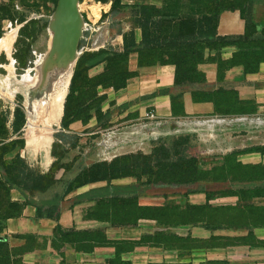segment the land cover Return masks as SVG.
Returning a JSON list of instances; mask_svg holds the SVG:
<instances>
[{
  "label": "trees",
  "instance_id": "trees-1",
  "mask_svg": "<svg viewBox=\"0 0 264 264\" xmlns=\"http://www.w3.org/2000/svg\"><path fill=\"white\" fill-rule=\"evenodd\" d=\"M237 1L224 0L219 5L211 2L207 9L193 10V15L200 16L198 19H187L181 12L169 13L155 5L141 6L136 15V26L130 33L123 34L122 50L106 47L92 54L84 53L79 58L64 103L62 130L69 131L70 125L75 122L86 126L93 117L97 118L98 123L106 117L101 109L107 95H101L99 89H112L117 92L139 76L138 71L129 70V58L133 53L138 56V68L166 65L175 67L174 85L177 91L171 95L174 118L186 117L184 88L207 81L205 73L199 69L200 65H216L217 83L224 82L226 73L236 67H241L244 75L258 73L264 63V28L258 34L255 25L243 15ZM119 2L120 0L113 1L111 11L115 10ZM230 11L240 13L245 23V31L241 35L220 36L217 32L220 16ZM4 20L0 18V22ZM26 21L25 18H20L17 24L21 25ZM24 28L25 26L20 29L19 36H22ZM136 30L141 33L140 42L136 40ZM4 33L0 23V38ZM227 48H234L235 51L231 58L224 59L223 51ZM98 66L102 67V71L91 75L90 70ZM191 96L195 103H212L214 115L221 118L254 116L260 108L255 100L240 99L238 91L233 88L193 90ZM17 99L22 100L20 97ZM25 124L26 113L20 105L14 108L11 117H8L7 112H0V170L5 173L15 172L12 178L2 177L0 184H25L22 187L26 191L44 192L55 180L51 175L42 174L29 167L21 158V151L25 148L22 138ZM12 153L15 155L10 162L13 166L10 167L3 159ZM252 153L264 155V149L254 147L233 151L211 169L201 168L196 157L177 155L175 159L165 150L155 158L129 154L114 158L110 162H97L79 178L72 180L70 183L73 186L68 187L62 194L55 195L53 203L36 206L35 218L57 221L61 215L60 202L67 195L86 185L105 182V186L89 192L90 200L95 205L86 211V220L108 223L112 227H134L140 220L148 219L155 220L161 227L198 226L212 232L224 229L247 230L248 233L240 237L212 236L203 241L187 238L186 242L199 248L264 247V241L258 240L253 233L254 228L264 227V205L259 203L264 200V163L244 164L238 160L239 156ZM142 176L148 177V185L190 186L207 183L202 185H210L209 187L185 191V195L205 193L206 203L200 206H141L136 194L137 187L112 184L114 180L133 177L141 182ZM226 197H236L237 204L233 206L211 203ZM18 216H0V221ZM17 237L25 241L24 245L12 250L18 256L42 248L47 241L45 238L43 244L39 243L34 235ZM27 241L36 244L27 248ZM5 244L4 239L0 240V249ZM120 244L119 241L109 240L104 229L65 230L59 225L51 238V246L56 251H61L66 245L79 253H92L97 247L114 246L119 254ZM19 261L17 264H22ZM110 263L115 264V260Z\"/></svg>",
  "mask_w": 264,
  "mask_h": 264
},
{
  "label": "rangeland",
  "instance_id": "rangeland-1",
  "mask_svg": "<svg viewBox=\"0 0 264 264\" xmlns=\"http://www.w3.org/2000/svg\"><path fill=\"white\" fill-rule=\"evenodd\" d=\"M84 1L79 0V3L82 5ZM113 1L88 0L90 3H97L106 7L105 10L101 11L98 20L93 19L89 11L81 6L80 14L83 25L78 60L84 53L92 54L106 47L118 49L116 45L123 40V34L130 33L136 26V15L143 5H155L169 13L181 12L187 19H198L200 16L193 15V10L207 9L211 2L219 5L224 0H120L115 10L111 11ZM57 2L56 0H0V18L5 19L0 23L5 34L19 27L17 22L20 18L27 20L24 24H21L22 27L25 26L22 36H19L20 30L17 31L11 53V68L6 67L10 62H7L4 56L0 58V112H7L8 117H11L14 108L20 105L24 108L26 119L29 120L28 109L30 106L34 108L35 111L32 115L36 112V119L27 120L22 129L25 148L21 151V158L29 167L42 174H49L55 180V183L44 192L26 191L22 187L25 184H6L4 182L0 184L1 217L10 214L20 216L28 210L32 211L36 206L53 203L55 195H60L68 187L73 186L74 184L70 182L79 178L92 164L110 162L114 158L124 155L135 154L155 158V156L162 155L165 150L170 152L175 159L177 155L196 157L201 168L211 169L223 161L222 140L226 137L231 139L228 141L229 146L234 148L235 151L254 147L264 149V110L261 108L254 116L229 118L236 120L233 128H225L224 125L226 124L222 125L223 123L219 122V119H212L209 123H200L201 119H188L183 121L177 131H171L168 127L158 134V131L153 133L145 127V122H141L142 124L139 123L140 125L135 127V133L118 140L115 146L107 138L118 136L115 135L118 128L110 125L106 117L97 126L75 133L62 130L60 118L63 110L61 114L53 118L50 139L39 138V140L34 139L35 141L32 142L29 134L32 132L35 135L42 131V127L36 121L40 119L37 118V115L42 109L38 108L39 106L35 108L38 102L35 100L34 95L30 94L27 83H32L36 78V67L48 51L50 18L55 12ZM237 5L243 10V15L249 22L255 25L258 34H260L264 28V0H238ZM29 21L31 22L26 24ZM138 34V30H136V36ZM6 62L7 64H4ZM25 66L29 68L25 70L23 68ZM99 68L101 66L93 68L90 70V74L93 75ZM56 88L55 86L53 91ZM19 97L22 98L21 101H18L17 98ZM52 98L50 97L49 100H52ZM31 122L33 123L32 127H35L33 130L30 125ZM232 138H235L234 142ZM14 155L15 153L8 154L3 159L10 167L13 166L10 162ZM240 158L246 162L255 161L252 155H241ZM14 174L15 172L5 173L0 170V179L4 176L12 178ZM128 179L134 184H147L148 177L142 176L141 182H138L137 178L134 177ZM93 184L94 186L106 185L105 182ZM202 184L207 183L176 186V188L170 187L169 191L180 194L210 186ZM20 187L21 189H19ZM149 190L156 194L164 192V189L159 187H153ZM18 193L25 197L24 201L16 202L13 200ZM172 196L175 195L172 194ZM69 203H71V200H68L64 206ZM259 203L264 204V200H260ZM35 244L33 241H27V248ZM13 249L10 250L6 244L2 246L0 249V264H17L20 262L16 252L12 251Z\"/></svg>",
  "mask_w": 264,
  "mask_h": 264
},
{
  "label": "crops",
  "instance_id": "crops-1",
  "mask_svg": "<svg viewBox=\"0 0 264 264\" xmlns=\"http://www.w3.org/2000/svg\"><path fill=\"white\" fill-rule=\"evenodd\" d=\"M21 28L22 25L15 28L16 34ZM244 31L245 23L238 11L221 14L217 28L218 35H241ZM138 33L136 40L140 42L141 33L139 30ZM5 35L4 33L1 38ZM116 46H118L119 50H122L123 40ZM234 51V48L225 49L223 58H231ZM10 52L12 53V48ZM11 53L2 50L0 51V58L4 56L5 60L10 62L12 59ZM7 62L4 64H7ZM11 66L10 62L6 67L11 68ZM4 69L6 68L4 67ZM199 69L205 73L206 83L193 84L184 88L183 101L186 117L174 118L171 111V95L177 91L174 85L175 67L166 65L138 68V56L136 53L131 54L129 70L138 71L139 76L131 80L126 88L117 92L112 89H99L101 95H107V100L102 105V113L106 116V120H108L110 125L118 128L115 134L118 136H111L107 139L115 146L118 140H122L126 135L135 133V127L142 124L141 122H145L144 116L150 110H153L160 118L159 125H154L150 122H145L144 124L153 133L158 131L159 134V132H163L168 127L172 131V124H176L178 130L183 121L188 119H201L200 123L219 119V122L223 123L222 125L226 124L224 125L225 128H233L236 120L214 115V105L212 103L193 102L191 96V91L193 90H215L219 87L233 88L238 91L240 99L255 100L260 105V108L264 110V63L261 64L260 71L256 74L244 75L241 67L233 68L226 73L225 81L222 83H217L216 81L217 67L215 64H203L200 65ZM101 71L102 67L93 75ZM62 117L63 114L60 120H62ZM30 125L32 127L33 123L31 122ZM97 125L98 120L93 117L86 126L81 122L71 124L69 131L79 133ZM29 135L32 142L39 140L34 137L33 133ZM234 139L232 138L233 142ZM230 140L227 137L222 140L223 149L221 151L224 156L235 151L234 148L229 146L228 141ZM225 147L226 149H224ZM250 155L253 156L255 161L246 162L240 158L241 156L238 157V160L244 164L264 163V155L260 153L247 154V156ZM112 184L123 187H137L136 194L138 195V203L141 206L160 207L171 204L200 206L206 203L205 193L195 192L185 195V192H182L175 194L169 191L170 187L176 188V186L172 185L134 184L128 178L114 180ZM98 187L102 186L89 184L67 195L60 202L61 215L57 221L46 218L36 220L35 208L18 217L1 221L0 240L4 239L11 250L25 244L24 240L17 237L20 235H34L38 238L39 243H42L45 238L47 239L42 248L18 256L22 264H111V260H115V264H264V247L199 248L193 247L191 242L189 244L186 242L187 238L203 241L209 240L212 236L240 237L245 236L248 233L247 230L224 229L212 232L198 226L161 227L155 220L148 219L140 220L134 227H112L108 223L86 220V211L95 205L94 201L90 200L89 192ZM153 187L163 188L164 192L152 193L149 189ZM171 193L175 196H172ZM13 200L16 202L24 201L25 197L18 193ZM68 200H71V203L64 206ZM237 202L238 199L236 197H226L216 199L211 203L214 205L234 206ZM58 225L65 230L104 229L109 240L121 242L118 246L119 254L116 253V247L114 246L97 247L92 253H79L66 245L61 251H56L51 246V238ZM253 233L258 240L264 241V227L254 228ZM181 240L184 241L182 242Z\"/></svg>",
  "mask_w": 264,
  "mask_h": 264
},
{
  "label": "bare ground",
  "instance_id": "bare-ground-1",
  "mask_svg": "<svg viewBox=\"0 0 264 264\" xmlns=\"http://www.w3.org/2000/svg\"><path fill=\"white\" fill-rule=\"evenodd\" d=\"M89 11L90 16L98 20L101 16V11L106 9L105 6H102L97 3H90L88 0L84 1L82 5H79ZM108 10V9H107ZM81 22V21H80ZM83 22L80 24V31L77 32V38L81 37ZM50 32V41H49V52L45 55L44 59L41 60L40 64L36 67L37 73L36 78L32 83L28 84V90L30 94L34 95L35 100H37L38 104L35 105V108H41L42 111L38 112L37 115V124H40L42 127V131L38 134H35V138H42L49 140L51 136V125L53 118L63 111V100L67 95L68 86L71 78L72 67L77 58V52H75L73 56V65L71 67L62 68L58 66V63L61 60V55H58L57 58L52 57V48L53 42L60 38L55 35L54 30L49 29ZM16 37V29H12L9 31L3 38L0 39V51L5 50L8 53H11L10 50L12 48V44ZM56 66V67H55ZM9 68V67H8ZM50 68V69H49ZM53 68V69H52ZM47 70L46 72L44 70ZM26 84V86H27ZM47 85V86H46ZM25 86V85H24ZM57 87L56 90L53 91L54 87ZM51 91H53L51 93ZM50 97H53L52 100H49ZM29 107V106H28ZM34 108L30 106L28 109L29 120L36 119V112L32 115ZM31 118V119H30ZM36 126V125H34ZM35 128V127H34ZM32 128V130L34 129ZM37 130V129H36ZM32 133V132H31ZM47 136V137H45Z\"/></svg>",
  "mask_w": 264,
  "mask_h": 264
},
{
  "label": "water",
  "instance_id": "water-1",
  "mask_svg": "<svg viewBox=\"0 0 264 264\" xmlns=\"http://www.w3.org/2000/svg\"><path fill=\"white\" fill-rule=\"evenodd\" d=\"M79 5V0H58L57 7L50 18L49 25V29L51 28L54 30V33L57 35V37L60 36L59 39L53 42V48L51 52V55L54 58H57L58 55H61V60L58 63V66L67 69L71 67L73 65L72 58L75 52H77V58L72 67L71 78L78 60L79 42L81 38H77V32L81 30L80 24L82 23ZM49 50L50 47L48 48L47 53ZM44 71L46 72L47 70L45 69Z\"/></svg>",
  "mask_w": 264,
  "mask_h": 264
},
{
  "label": "built area",
  "instance_id": "built-area-1",
  "mask_svg": "<svg viewBox=\"0 0 264 264\" xmlns=\"http://www.w3.org/2000/svg\"><path fill=\"white\" fill-rule=\"evenodd\" d=\"M144 120L145 122H150V123H153L154 125H159L160 123V118L157 116V114L153 111V110H150L148 112H146L145 116H144ZM204 122H210V121H202V123ZM172 131H177V127H176V124H172Z\"/></svg>",
  "mask_w": 264,
  "mask_h": 264
}]
</instances>
